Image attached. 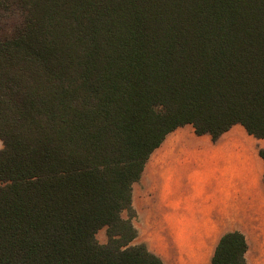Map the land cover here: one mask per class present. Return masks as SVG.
Returning <instances> with one entry per match:
<instances>
[{"label": "trees", "instance_id": "obj_1", "mask_svg": "<svg viewBox=\"0 0 264 264\" xmlns=\"http://www.w3.org/2000/svg\"><path fill=\"white\" fill-rule=\"evenodd\" d=\"M187 124L264 138V0H0V264H163L132 185Z\"/></svg>", "mask_w": 264, "mask_h": 264}, {"label": "crops", "instance_id": "obj_2", "mask_svg": "<svg viewBox=\"0 0 264 264\" xmlns=\"http://www.w3.org/2000/svg\"><path fill=\"white\" fill-rule=\"evenodd\" d=\"M236 125L216 141L178 127L145 163L140 201L133 183L144 227L135 226L136 239L163 264H211L220 237L233 231L245 237L246 263L264 264L263 161Z\"/></svg>", "mask_w": 264, "mask_h": 264}, {"label": "rangeland", "instance_id": "obj_3", "mask_svg": "<svg viewBox=\"0 0 264 264\" xmlns=\"http://www.w3.org/2000/svg\"><path fill=\"white\" fill-rule=\"evenodd\" d=\"M238 126V128L241 130V132L245 135V140L248 141L250 144V148L249 150H259L260 148H263L264 147V138H255L253 137L252 135H249L245 130L244 128L241 126V125H236ZM2 148V142L0 140V149ZM142 175V174H141ZM144 180H145V176H140L138 182L135 184V195L138 193L139 196H138V200L140 201L142 196L144 195V192L145 190L141 187L138 188V185L139 184H143L144 183ZM135 210V209H134ZM123 216H126L125 213H123ZM137 217V214H136V211H135V217H133L132 219V223L134 225V227L136 226L138 229H143L144 227L142 226V222L143 220L140 219H136ZM136 219V220H135ZM135 227V228H136ZM136 228V230H137ZM137 235H138V232H137ZM96 239L99 243H106L107 241V235H106V229L105 228H101L97 231L96 233ZM134 243H138V240L135 238L134 240ZM139 243H143V242H139Z\"/></svg>", "mask_w": 264, "mask_h": 264}, {"label": "bare ground", "instance_id": "obj_4", "mask_svg": "<svg viewBox=\"0 0 264 264\" xmlns=\"http://www.w3.org/2000/svg\"><path fill=\"white\" fill-rule=\"evenodd\" d=\"M244 136H245V135H244ZM244 136H243V137H244ZM244 138H245V137H244ZM237 139H238V138H237ZM242 139H243V138H242ZM235 142H236V141H235ZM244 142H245V141H244ZM232 143H233V142H232ZM236 143H237V142H236ZM236 143H234V144H236ZM248 143H249V142H248ZM246 144H247V143H246ZM249 144H250V143H249ZM249 144H248V145H249ZM238 145H240V144L238 143ZM242 145H243V144H242ZM233 146H234V145H233ZM236 146H237V145H236ZM236 146L234 147V149L236 148ZM239 147L242 148V147H244V146H242V147L239 146ZM237 148H238V147H237ZM242 149H243V148H242ZM244 150H245V149H244Z\"/></svg>", "mask_w": 264, "mask_h": 264}]
</instances>
